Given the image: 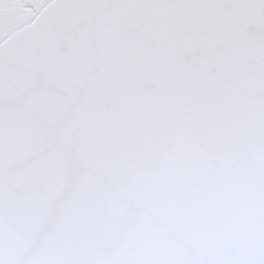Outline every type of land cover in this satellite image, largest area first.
I'll use <instances>...</instances> for the list:
<instances>
[{
    "label": "water",
    "instance_id": "water-1",
    "mask_svg": "<svg viewBox=\"0 0 264 264\" xmlns=\"http://www.w3.org/2000/svg\"><path fill=\"white\" fill-rule=\"evenodd\" d=\"M22 32L0 43L9 70L60 81L53 102L96 182L23 237L13 205L7 251L28 264H264V29L222 2L99 0L17 48Z\"/></svg>",
    "mask_w": 264,
    "mask_h": 264
},
{
    "label": "snow or ice",
    "instance_id": "snow-or-ice-1",
    "mask_svg": "<svg viewBox=\"0 0 264 264\" xmlns=\"http://www.w3.org/2000/svg\"><path fill=\"white\" fill-rule=\"evenodd\" d=\"M99 0H0V42L9 34L4 9L16 13V47L23 48L30 36L56 22H70ZM231 6L237 24L251 23L264 29V0H206ZM25 8L33 15L20 19ZM43 10V12H42ZM30 25L24 29V25ZM13 47L0 46V264H28L17 259L18 251L4 247V231L15 206L18 235L37 225L46 228L58 218L62 206L87 191L96 182L89 174L90 162L68 133L69 113L52 94L56 78L32 76L21 64L9 70ZM19 63V61H18ZM12 186L22 189L13 200Z\"/></svg>",
    "mask_w": 264,
    "mask_h": 264
},
{
    "label": "flooded vegetation",
    "instance_id": "flooded-vegetation-1",
    "mask_svg": "<svg viewBox=\"0 0 264 264\" xmlns=\"http://www.w3.org/2000/svg\"><path fill=\"white\" fill-rule=\"evenodd\" d=\"M4 12H5V23L9 28V34L5 38V39H7L9 36H11L13 33H15L16 31H18L20 29H17L14 27V25L17 23L15 10L12 8H6V9H4ZM32 15H33L32 9L31 8H25L23 10V13L21 14L20 19H27L28 17H30ZM27 25L28 24H25L24 27Z\"/></svg>",
    "mask_w": 264,
    "mask_h": 264
}]
</instances>
